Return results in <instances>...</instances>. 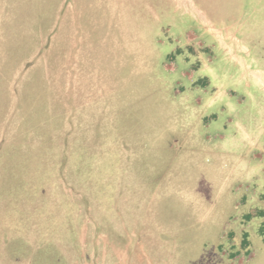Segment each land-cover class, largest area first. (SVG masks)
<instances>
[{"label": "rangeland", "instance_id": "374dc122", "mask_svg": "<svg viewBox=\"0 0 264 264\" xmlns=\"http://www.w3.org/2000/svg\"><path fill=\"white\" fill-rule=\"evenodd\" d=\"M0 264H264V0H0Z\"/></svg>", "mask_w": 264, "mask_h": 264}, {"label": "trees", "instance_id": "16d2710c", "mask_svg": "<svg viewBox=\"0 0 264 264\" xmlns=\"http://www.w3.org/2000/svg\"><path fill=\"white\" fill-rule=\"evenodd\" d=\"M22 69H23V68H22ZM22 69H21V70H22ZM29 73H30V72H27L26 74H28V75H29ZM28 75H27V76H28ZM50 93L52 94V93H53V91H52V92L50 91ZM50 93L48 94V96H50Z\"/></svg>", "mask_w": 264, "mask_h": 264}]
</instances>
